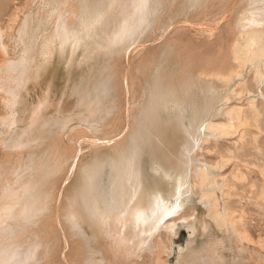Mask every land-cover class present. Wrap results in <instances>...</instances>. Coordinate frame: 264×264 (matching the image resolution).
Here are the masks:
<instances>
[{
    "label": "rangeland",
    "instance_id": "374dc122",
    "mask_svg": "<svg viewBox=\"0 0 264 264\" xmlns=\"http://www.w3.org/2000/svg\"><path fill=\"white\" fill-rule=\"evenodd\" d=\"M156 1L0 2V164H4L0 165V188L9 182L21 189L20 196L27 189L43 191L44 197H48L47 214L54 219L58 215L65 231L63 235L55 227L50 245L38 250V259L20 264H78L76 257L81 249L82 255L87 251L100 252L96 255L99 262L90 264L125 262L127 253L119 244L110 247L109 238L99 229L95 231L92 217L82 212L80 197L71 201L68 197L76 193L82 167L106 161L116 144L128 132L136 130L157 86L177 84L186 75L195 78L196 90L192 101L189 100L191 107L183 113L185 119L177 118V111L159 106L153 114L156 116H152L155 119H150L154 121L144 122L148 125L139 167L145 188L160 187L166 195L172 190V181H167L158 170L166 163V172L185 167L182 157L189 140L186 131L191 126L190 116L211 117L215 122L228 124L227 109L237 107L241 119L232 130L235 132L203 143L202 149L194 154L191 169L194 172L206 163L211 166L209 172L215 181L212 189L220 210L227 208L236 227L246 235L232 231L229 224L219 225L200 201L201 195L187 193L184 218L176 220L177 225L170 229L173 232L164 231L161 236L164 243H158L159 237L154 236L151 249L140 248L137 239H133L128 248L132 261L136 264H264V81L259 93L250 86L253 75L250 67L242 69L241 77L236 76L239 65L232 49L240 39L238 21L246 14H253L255 6L251 0ZM153 6L159 10L154 11ZM262 6L260 3L255 9ZM261 13L260 10L258 16L262 21ZM66 21L73 30L69 35L63 31L62 23ZM215 26L217 30L211 36L210 29ZM262 26L259 28L263 29ZM2 38L7 47L2 44ZM131 42L127 58L124 47ZM126 70L129 95L123 81ZM248 82L250 85L244 89ZM255 98L257 104L252 106L250 101ZM126 127L128 132L117 136L116 142L101 143ZM95 138L100 143L94 146ZM81 140L80 159L58 205L59 187ZM13 166L21 167V174L12 173ZM68 202L81 216L78 231L71 230L69 223L61 218ZM5 211L0 213L1 225L6 221V224L20 222L18 218L5 217ZM118 253L117 260L113 255Z\"/></svg>",
    "mask_w": 264,
    "mask_h": 264
},
{
    "label": "bare ground",
    "instance_id": "6f19581e",
    "mask_svg": "<svg viewBox=\"0 0 264 264\" xmlns=\"http://www.w3.org/2000/svg\"><path fill=\"white\" fill-rule=\"evenodd\" d=\"M6 1L8 0H0L1 3H6ZM251 1L252 6L254 5L256 7L260 3L263 6L262 8L257 7V9H255L254 7L253 12L251 11L253 14L250 13L248 14V16L246 14V16H243L238 21V28L240 29V39L234 43L232 49L233 57L239 65V67L237 68L238 70L235 73L236 76L241 77L243 75L242 69L245 67H250V70L253 73L252 81L250 82L251 85L249 84V82L244 84V89L248 88L247 86L250 85L255 87V89H257L259 93H262L261 84L264 81V28L260 29L259 27L260 25L264 26V0ZM155 4L158 5L157 1L155 2ZM157 8L158 7H154L153 10L156 11L155 9ZM260 10L263 13L262 21L261 18L259 20L260 16H258ZM80 21L82 22V19ZM62 25L64 34L67 33L66 35H69L68 33L73 32V30H71V25L68 26L67 21L62 23ZM216 27L217 26H215V28L211 27V33H209L211 36L214 34L213 31L217 30ZM3 39L4 38L1 39V42L6 46V44L3 42ZM132 45V42L129 44L127 43L126 47H124V54H126L127 58H129L131 52L130 48ZM141 46L143 47V45ZM1 49L3 50L6 48L1 47ZM194 80L195 78L193 79L189 75H186L180 78L177 84H167L165 87L161 86L162 84L157 86L156 92L152 94V96H150L151 98L149 99V102L146 105L145 109L143 107V117L136 130L134 131L133 129L135 128H133V131L128 132L129 127H126L118 134L107 137L105 141L101 139V143L109 144L110 142H114L116 140L115 138L120 134L125 135L128 132L125 139L119 141L116 144L114 150L112 149V153L114 154V156L112 154L106 161L99 160V162H97L96 164H86L81 168L82 175L76 193L72 197H68V201H71L73 199H77V197L79 196L81 201H83V203L81 204L82 212H87L92 217L93 224H95V231L99 229V231H101L103 235L109 238L110 247L114 246L115 244H119L118 246L127 253L124 259L125 262L121 261L124 264H136L132 261L133 258H131V253L128 250V248H131L130 243L133 239H137V243L140 248L146 247L147 249L152 248L151 241L154 236L159 237L157 239L158 243H164V238H161V236L164 235V231L169 229V233L173 232V230L170 229H173L175 227L176 220H180V218L183 217L182 213L183 210H185V201L188 199L186 198L188 195L187 193H189V195H191L190 193L192 192L199 193L201 195L200 201L209 208L210 215L219 225L227 224L228 226L229 224L232 231H237L241 234L243 233L236 227L235 220L231 217L232 214L227 211L228 209H223L224 211L222 212V210H220L219 208L218 198L216 197L214 190L212 189V185L215 181L213 180V175L211 176L212 172H209V168L211 166L209 167L208 163H206L200 169L198 168L199 170H197L196 168V170L193 172V170L191 169L192 163L195 160V155L197 154L199 149H202L203 143L209 141L210 139H218L219 137H222L226 134L229 135L230 132H235L232 130L237 127L236 122L241 119L239 111L240 109H238L237 107L227 109L226 115H228L230 120L228 124L224 122H215L211 117L200 119V116H190L189 119L191 126H188L186 131L189 140L186 145L184 144V157H182L184 158L183 164H185V167L178 170L173 168L177 171L172 170L170 172H166L164 171V165L166 166V163L160 166L161 169L158 170L165 175L167 181H172V190L168 195H166L160 187L152 190H148V188H145L146 185L144 182L146 181L143 180V176L140 170L142 167H139L140 159L143 157V155H141V152L143 153V146H145L144 143L146 142L145 130H147L148 124L145 125V123L146 121H149L150 123L154 121H150V119L156 112V109L159 108V106H162V108L166 107V110L167 107L175 110L179 113L178 114L176 112L178 115H180L181 113L180 116L177 115V118L180 117L179 119L184 120L185 116L182 117L183 113L184 111L186 112L189 110L188 108L191 107L189 106L191 104H189V100L192 101V99L194 98V89L196 90ZM230 80H233V77ZM123 81L125 82L124 86L126 87L125 92H127L129 95L130 89L128 84V70L124 71L123 73ZM171 81L173 82V80ZM102 83H104V81ZM102 83H100V85ZM250 103L252 106H255L257 104L256 98L251 100ZM153 117L152 119H155ZM186 118H188V116ZM66 125L67 124H65V126ZM92 143L94 144V146L98 145V143H100V139L95 138L94 140H92ZM81 144L82 140L77 142L78 147L75 150L74 154H72V158H70L72 161L70 162L71 165L69 171L66 177L62 180L59 187L57 193L58 205L80 159L82 150ZM20 168L21 167L13 168L12 173L16 175L19 173L21 174V172H19ZM107 169H109L108 173H106ZM25 170L22 172H25ZM31 170L30 172H32ZM28 171H26V173ZM1 173L2 171L0 169V178L2 176ZM9 173H11V169ZM29 174L32 175V173H28V176H31ZM48 182L46 184H48ZM18 184L19 182L17 179L16 185L18 186ZM20 190L21 189L19 188H14V186L10 185L9 182L8 185H6L5 187L3 185V187L0 188V213L1 210L3 211V209H6V211L3 212L5 217L10 216L20 219V222H18V220L15 224H6L7 221H3L4 224L2 225L0 224L1 227H4V231L0 228V231H3V235L1 233L2 241H0V264H20L21 262L29 259H38V257H36L38 256V250L44 245H50L49 239L55 231V227H57L63 233V235L65 234V231L59 224L60 221L57 219L58 215H56L54 219L53 216L47 214L49 210L47 205L48 197H44L45 194L43 193V191L37 192V189L35 190L34 188L27 189L26 191H23L24 194L20 196ZM58 208L59 206L56 207L57 210ZM1 215L2 214H0V216ZM61 218L65 222L69 223L71 230H79V221L81 216L77 211H75V209L69 202L64 207L65 219L63 217ZM0 219H2V217ZM56 223L58 225H56ZM34 226L36 227L34 228ZM96 232H98V230ZM244 235L246 234L243 233V237H245ZM7 239L10 240L9 243L6 242ZM119 247L118 250L120 249ZM80 248L82 247L80 246ZM97 252L87 251L84 253V255H82L83 252L81 249L80 255H77L76 257L78 264H90L92 261L99 262L98 259H100V257L96 256L98 255ZM113 257H116V259L118 260L120 259V254H115L113 255Z\"/></svg>",
    "mask_w": 264,
    "mask_h": 264
}]
</instances>
